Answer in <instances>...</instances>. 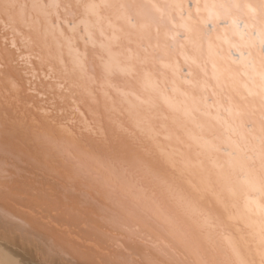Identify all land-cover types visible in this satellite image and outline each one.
Masks as SVG:
<instances>
[{
    "label": "snow or ice",
    "instance_id": "snow-or-ice-1",
    "mask_svg": "<svg viewBox=\"0 0 264 264\" xmlns=\"http://www.w3.org/2000/svg\"><path fill=\"white\" fill-rule=\"evenodd\" d=\"M149 7L171 25L163 39ZM0 20L13 35L18 26L36 35L34 52L17 49L14 59L4 50V118L43 131L40 142L71 165L86 219L103 225L109 264H229L225 246L235 264H264V0H0ZM121 41L135 53L114 51ZM118 73L139 90L117 85ZM213 120L223 126L215 142L205 135ZM237 171L259 200L237 201ZM136 173L165 185L178 213L219 226V239L185 218L190 240L158 208H143L149 195Z\"/></svg>",
    "mask_w": 264,
    "mask_h": 264
},
{
    "label": "bare ground",
    "instance_id": "bare-ground-1",
    "mask_svg": "<svg viewBox=\"0 0 264 264\" xmlns=\"http://www.w3.org/2000/svg\"><path fill=\"white\" fill-rule=\"evenodd\" d=\"M43 3L67 2V0H42ZM136 2L151 5L160 4L164 0H136ZM179 2V0H172ZM189 3L192 0H188ZM255 2V0H249ZM145 17L161 26V39L165 29L171 30L167 19H161L156 9L145 8ZM174 22L178 23L175 12H172ZM133 23H139V18L133 15ZM20 35H13L5 31L0 20V72L7 63L3 53L5 49L14 59L19 55H27L35 51L29 47V41L35 42L36 35L31 30L18 26ZM154 42V41H153ZM15 45V47H13ZM131 47L136 51L135 44L121 41V46L114 49L124 52ZM127 52H124V56ZM65 59H68L67 52ZM123 59V57H122ZM34 68L39 69L38 61H31ZM131 63H135L133 59ZM23 64H20L21 70ZM157 71L160 67L157 66ZM239 71V68L235 69ZM13 77L15 74L12 73ZM243 83V77L240 78ZM114 82L122 87L131 86L139 90L133 77L127 74H117ZM0 80V89H3ZM241 95H247L243 88H239ZM38 102V101H37ZM232 103H240L239 97L233 96ZM221 117L227 119L229 102L221 98ZM212 131L206 132V138L214 140L217 134L223 133L222 123L209 122ZM43 131H33L29 127L17 126L11 117L4 118L0 109V263L1 264H109L110 256L106 253V242L103 237V225L86 218L90 213L81 204L82 188L71 165L63 161L58 155L40 142ZM227 150L226 145H221ZM138 185L149 195V199L142 200L143 208L153 210L158 208L162 218L175 227L177 234H183L188 239L193 237L189 232L185 218L201 233H207L219 239V226L206 223L203 217L197 216L186 209L178 213L173 207L174 201L165 185L145 177L134 174ZM237 201L243 205L245 196L259 200V190L253 191L243 182V174H235ZM169 203L166 204L165 200ZM52 202L62 208L52 206ZM251 221L258 222V216H252ZM246 229L245 231H252ZM159 239L163 244L173 240L163 228ZM153 258V257H148ZM229 264H235L236 258L225 246V257Z\"/></svg>",
    "mask_w": 264,
    "mask_h": 264
},
{
    "label": "rangeland",
    "instance_id": "rangeland-1",
    "mask_svg": "<svg viewBox=\"0 0 264 264\" xmlns=\"http://www.w3.org/2000/svg\"><path fill=\"white\" fill-rule=\"evenodd\" d=\"M1 264V263H0Z\"/></svg>",
    "mask_w": 264,
    "mask_h": 264
}]
</instances>
